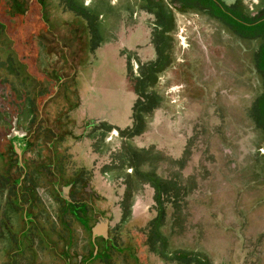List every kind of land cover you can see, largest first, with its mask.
<instances>
[{
    "label": "rangeland",
    "instance_id": "obj_1",
    "mask_svg": "<svg viewBox=\"0 0 264 264\" xmlns=\"http://www.w3.org/2000/svg\"><path fill=\"white\" fill-rule=\"evenodd\" d=\"M222 1L249 14L264 4ZM63 2L48 5L54 25L44 36L37 9L0 0V215L18 226L23 214L41 216V231L59 232L49 217L69 196L89 226L108 219L115 264H264L260 38L238 35L204 0L188 13L171 0H84L99 16L93 28ZM156 48L160 64L147 86L139 81L143 101L134 84ZM136 114L140 131L125 139L119 129L127 134ZM24 133L25 148L13 144ZM123 154L163 185V217L153 220L162 200ZM33 155L46 171L31 205L13 182L24 172L18 159Z\"/></svg>",
    "mask_w": 264,
    "mask_h": 264
},
{
    "label": "flooded vegetation",
    "instance_id": "obj_2",
    "mask_svg": "<svg viewBox=\"0 0 264 264\" xmlns=\"http://www.w3.org/2000/svg\"><path fill=\"white\" fill-rule=\"evenodd\" d=\"M54 1L56 0H9V7L15 11L20 10L23 13H28L31 8L37 9L42 16V25L46 28L45 30H47L43 35L49 36L51 35L50 31L52 32L54 23L50 20V17H48L50 16L48 13V5ZM193 3L194 2L191 1V4ZM63 4H67V6L64 7L66 11H69L75 16H81L86 20L89 27H94L97 17L99 16L95 10H91L87 6H82L84 5V0H65ZM87 4L88 2L86 5ZM190 9L192 10L193 7ZM190 9L179 12L188 13ZM90 17L93 23L89 20ZM53 35L55 36V33H53ZM54 39L55 42L59 41L56 37H54ZM96 46H99V44L97 43ZM13 138H15L13 144L17 142L25 148L28 140L25 133L15 134L12 139ZM36 158H38V156L33 155L30 160L24 163L22 161L20 162L19 158L17 164L23 168L24 172L14 179L18 182L19 180L21 181L19 182V186L25 191L24 194L28 197V201L31 205H33L34 202H40L38 200L41 198L38 184L41 178V172L46 171L45 166L41 165L44 163L40 162L36 164ZM0 173H2L1 169ZM43 174L44 173H42V175ZM0 175L4 181H7V178H4L3 174ZM13 175L14 173L11 174V177ZM2 178L0 179V183L3 185L4 181ZM70 188H72V185L69 187V190ZM14 193L19 194V190L16 189ZM74 203H76V201H73L69 196H65L62 205H59L60 213L49 217L50 223L58 224V228L61 230L59 232L41 231L37 225L39 224L41 228H44L43 223L40 221L41 216H37L35 220L32 214H23L19 216L22 218V225L18 226L14 220H11V217L0 215V249L3 254L2 264H20L22 259L26 260L25 264H115L113 256L115 251L119 249L116 248L118 241H116V237H114L117 234L115 232L111 233V231L108 230V222L105 234L94 232L92 230L94 224L93 226H89V223L86 224L87 217H82L77 214L79 210L77 206L74 208L72 207ZM68 207L71 208V212L74 214L70 215V213L68 214L66 212ZM68 219L72 223L75 222L76 225L84 226L85 228L89 226L88 231L77 232L72 230L67 225ZM2 225L5 227L10 226L12 228L11 231L4 233ZM16 229H19V232L14 231Z\"/></svg>",
    "mask_w": 264,
    "mask_h": 264
},
{
    "label": "trees",
    "instance_id": "obj_3",
    "mask_svg": "<svg viewBox=\"0 0 264 264\" xmlns=\"http://www.w3.org/2000/svg\"><path fill=\"white\" fill-rule=\"evenodd\" d=\"M176 9L178 11H186L187 9H190L192 7L191 1H195V0H171ZM207 3H209L210 5V9H212L213 11L217 12L219 15H223L226 19V21L233 27V30L240 36H250V37H258L260 38L261 43L258 46L257 49V60H256V64L260 70V74H261V79H262V92L260 93V95L256 98V100L254 101V119L256 121V125L258 126V128L263 132L264 134V4L261 5L260 7H258L256 9L255 12L249 14V13H245L244 10L241 9V7L239 6V2L236 1L232 4H226L223 1H219V0H204ZM163 14V13H162ZM224 19V18H223ZM156 52H157V57L154 60H149L147 62H145V64L141 63V65H146L145 68H147V72L146 74H142L141 76H139V78H137L135 80V91L138 94V97L140 99H143L144 101V97L148 96V92H143L140 91V87L141 85L139 84V81H142L144 83V86H147V84L145 83V78L149 77V74H154L155 73V69L157 68L156 66L160 64V58H159V52H158V48H156ZM162 60V59H161ZM154 71V72H153ZM143 85L142 87L145 88ZM142 88V90H143ZM137 102V101H136ZM135 106V105H134ZM153 108V107H152ZM146 109H144L145 111ZM138 115L136 114V117L133 116V125L131 126V128L128 129V133H125V130H120V133L122 134V137L127 139V138H132V136L137 135L140 131V128H138V124L140 122V118L137 117ZM136 122V124H135ZM127 132V131H126ZM125 144V143H124ZM123 144V145H124ZM121 146L122 148L120 149V151L122 152L123 149H126V144L124 146ZM124 147V148H123ZM132 147L128 146V152L129 151H138L135 150L136 148H132L134 150H131ZM263 149H264V139H263ZM141 151V150H140ZM139 152V151H138ZM127 154H123L122 156L124 158H121L123 161H126V167H131L132 169H134V175L136 176L137 179H139L140 181L144 182V180L146 181H150L153 183L154 186V202L157 204V202L161 199L160 198V194H163V185L161 184V182L158 179L153 178V176L151 175L150 172H139L138 168L140 165H135L133 162L134 157L131 156V158H127L126 157ZM263 158H264V152H263ZM137 161H139L140 159L137 158ZM122 161V162H123ZM144 179V180H143ZM19 182H21L19 180ZM19 182L17 180H15L14 183V187H17L18 190H20V188H22L21 186H19ZM5 183V182H4ZM4 185V184H3ZM162 200V199H161ZM162 204H163V200L160 203V207L159 210L157 211V215L155 216V218L153 219L154 221L158 218V217H163L164 214V209H162ZM68 211L70 212V214H74L73 212H71V208H67Z\"/></svg>",
    "mask_w": 264,
    "mask_h": 264
},
{
    "label": "water",
    "instance_id": "obj_4",
    "mask_svg": "<svg viewBox=\"0 0 264 264\" xmlns=\"http://www.w3.org/2000/svg\"><path fill=\"white\" fill-rule=\"evenodd\" d=\"M17 151L19 152V149H17ZM64 190L66 191L67 187H64ZM107 221V218L100 217L98 222L92 227V230L94 232L105 234L107 230Z\"/></svg>",
    "mask_w": 264,
    "mask_h": 264
},
{
    "label": "crops",
    "instance_id": "obj_5",
    "mask_svg": "<svg viewBox=\"0 0 264 264\" xmlns=\"http://www.w3.org/2000/svg\"><path fill=\"white\" fill-rule=\"evenodd\" d=\"M108 220V219H107ZM108 222V221H107Z\"/></svg>",
    "mask_w": 264,
    "mask_h": 264
}]
</instances>
